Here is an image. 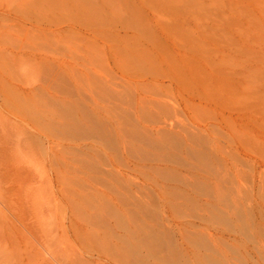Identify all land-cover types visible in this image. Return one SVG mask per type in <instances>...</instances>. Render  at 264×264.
Here are the masks:
<instances>
[{"label": "rangeland", "instance_id": "1", "mask_svg": "<svg viewBox=\"0 0 264 264\" xmlns=\"http://www.w3.org/2000/svg\"><path fill=\"white\" fill-rule=\"evenodd\" d=\"M26 1L0 0V105L20 86L36 95L38 220L22 212L18 236L6 194L0 260L100 264L85 251L106 246L124 264H264V0H49L68 4L78 34L42 23L32 41ZM116 16L136 32L111 24ZM110 29L148 30L188 82L121 69ZM161 99L176 107L169 119Z\"/></svg>", "mask_w": 264, "mask_h": 264}, {"label": "bare ground", "instance_id": "2", "mask_svg": "<svg viewBox=\"0 0 264 264\" xmlns=\"http://www.w3.org/2000/svg\"><path fill=\"white\" fill-rule=\"evenodd\" d=\"M23 5H24L23 6V9L24 10H23V12L21 11L22 14H21V17H20L21 19L20 20L22 21V23L29 24L31 26V28H28V27L27 28L26 27L24 28L23 27V29H22V31H23L22 33H23V35H24V37H25L26 40H31V41L32 40H37V36L39 35V29H40L39 26L42 23H47V24L48 23H51V24L55 25V27H56V26H59L60 23H62L63 21H65L66 23H68V25L70 27V30L67 29V32L68 33H70V31H72V29H75L76 28L73 25L78 24V23H81L80 22L81 20H78V19L76 20L75 18H73V16H72V15H74L73 13L70 14L69 7H67L68 4H65V5L62 4V5H59L58 6L57 3L51 2L49 0H30V1L27 0L26 2H24ZM17 8H19V7H17ZM109 19H112L111 20L112 21L111 24L112 23L113 24L115 23V25H116V23H119L120 25H122V27L123 26H126V27L132 26V28L131 27L130 28H131V30H134V31L137 29L136 27L138 26V25H134L133 26L132 24L129 26L128 25V22H127L129 19H126L125 17H119L118 16V18H117V16H116V18H114V17L112 18L111 17ZM144 25H145V23H144ZM133 27H135V28H133ZM112 28H114V27H112ZM123 28L125 29V27H123ZM147 28H148L149 32L152 31V29H151L150 26L147 27ZM110 30H107L108 33H106V34H108L109 38L110 39H116V40L119 41V43L121 42L118 46H116V50H117L116 51V57L117 58L122 57L123 59L126 60V63L124 62L125 65L124 64L121 65V67H123L121 69L127 70L128 72L134 73L135 75L136 74L142 75L147 80L149 78L150 79L152 78L153 80H155V79L156 80H159V79H168L170 82L173 81V83H177V84H181L182 82L184 84V82L187 81V80H185V78H184L183 75L178 74L176 67H171L170 66L171 64L170 63L168 64L166 62V60L164 59V57L162 55L164 53V49L163 50L162 49H158V48H156L155 45L152 44V42H151V40H152L151 39V36L152 35H149L148 30H142V31L145 32L144 34H139L137 32L138 33V36L137 35H133V34L128 35V33H126L125 31H124L125 33H123L121 35V34H119L118 31H115L113 29H110ZM77 31H80V29H77ZM72 32H74V31H72ZM75 33L78 34L77 32H74V34ZM51 34L53 35V37L58 36V38H55V41L56 42H59V39H60L59 33H55L54 31H51ZM65 34H66V31H65ZM65 34H63V35H65ZM69 36H70V34H69ZM153 36H155V35H153ZM161 36L162 35H160V37ZM66 37H67V35H66ZM140 38L145 39L146 41H144L142 39L143 42H145V43L138 42V40ZM164 38H165V41H169L167 37H164ZM170 44L173 45L172 43H170ZM173 46H175V45H173ZM167 48H165V49L166 50H170V51L173 50L172 49L173 47H171V49H167ZM174 51L175 50H173V52ZM165 53L168 54L167 51ZM174 53H176V52H174ZM105 54H107V53H105ZM166 57H168V56H166ZM105 58H106V55H105ZM171 58H173V57H171ZM168 60L170 61L171 59H168ZM119 65H120V63H119ZM30 66H31V64H30ZM34 68L35 67H33V69ZM30 69H32V68L30 67ZM190 79H191V76H190ZM192 79H193V77H192ZM174 81H176V82H174ZM179 81L181 83H179ZM161 86H162V87H160L161 89L165 87L163 85H161ZM168 87H170V86H168ZM20 89H21V86H20V88L17 87L15 89V91H14L15 94L12 97V100H9V99L6 98L3 101V106L0 105V137H1V142H0V187L3 186V185H7V188H8V190H5V191H3V189L1 190V188H0V216H4V213H5L4 211H6V214L10 213L7 210L8 209L7 207L9 205L7 206V204L5 202V198H6V194H8V192L11 191V194L10 195L13 196V199H12L13 202H14L13 205L16 208V210L19 212L18 215H16V216L14 215L13 216L15 223L18 225L17 226L18 227L17 229L19 231L18 232V234H19L18 236L21 235L20 234L21 229H22V227H24L23 224H22V219H23L22 218V215H21L22 212H24L25 210H28L29 209L31 211V213H32V215H31L32 216V219H33L32 223H36L37 220H38L37 219V213H38L37 212V209H38L39 194H40L39 193V170H38V168H39V162H38V152H39V149H40V146H41V140L43 139L42 137H44L43 134H42L44 132L43 131L44 129L42 130L43 131L42 132L41 131V124H40V122H41L40 121V119H41L40 118L41 117V111L38 108L37 99L35 97L36 95L34 96V98L33 97L32 98H27L28 96L25 95V92L23 90H20ZM173 90H175V89H173ZM171 91H172V89H171ZM167 92H168V90L164 92L165 95H167ZM201 93H199V94H201ZM154 102H157L159 104V107H160L159 109L161 111V112L160 111L159 112L162 113L160 117H168V119H169V116H164V115H166L167 113H169V109L168 108L172 107V104H171V106H168V103L166 101H163L162 99L160 101L158 100V101H154ZM169 104H170V101H169ZM175 109H176V107L173 108L174 111H175ZM170 111H171V109H170ZM116 114H118V113H116ZM173 115H175V114H173ZM52 116H50V117H52ZM161 119H163V118H161ZM163 121H165V120H163ZM55 123H56V121H55ZM53 124L54 123L51 122L50 119H49V122H48L47 126H48V128L50 130V131H48L49 132L48 134H50V135H46L47 138H48V136H50L47 139V141L49 143L52 142L51 141L52 132H55L56 131V130L53 131L54 130ZM58 124H60V123L58 122ZM60 126H61L60 128L63 129L62 126H64V125L63 124L62 125L60 124ZM68 126H70V125H68ZM58 129H59V127H58ZM75 129H79V128H75ZM91 129H93V128H91ZM60 130L61 129H59V131ZM94 130L97 131V129H95V128H94ZM98 130H99V128H98ZM79 132H80V130H79ZM79 132L77 131V133H79ZM80 133H84V132L81 131ZM98 133L101 134V131L98 132ZM70 135H72V133ZM75 135H77V134H75ZM52 138H54V137H52ZM51 147H50V149H52ZM10 210H12V209H10ZM16 210H14V212L13 211L12 212L14 214H16L15 213ZM7 211H8V213H7ZM6 214H5V217H6ZM6 218H8V217H6ZM9 220H10V217H9ZM5 221H7V220H5ZM30 222H31V220H30ZM3 223L4 222L2 221V224ZM14 226H15V224H13V227ZM7 228H9V227H7ZM25 228L28 229L27 226ZM4 232H5V229H4ZM11 232H12V229H11ZM13 233L15 234L16 232L13 231ZM13 233L12 234L6 233L7 234V237H8V234L10 236L11 235L13 236ZM1 235L3 236V233H1ZM16 235H17V233H16ZM32 235H34V234H32ZM11 241H13V240H11ZM14 241H15V239H14ZM0 243H2V242H0ZM19 243H20V241H19ZM97 243H98V241H97ZM16 244H18V242ZM2 245H5V244H2ZM92 245H94V243ZM87 246H90V245H87ZM101 247H102V245L101 246L99 245V248H101ZM82 248H83V246H82ZM104 248H102V249H104ZM15 249H14V251H15ZM102 249H101V251H102ZM12 250L13 249H11V251ZM101 251L99 252V250H98V252H97V251L92 250L93 253L92 252H89V251H85V252H88L92 257H95L96 261H98V262L95 261L96 263H99L100 262V264L101 263L102 264H124V260L121 259L123 256L122 257L120 255H116L115 256V255H113V253L111 255L110 254L111 251L108 252L106 250H105V254H104V252L102 251L103 252L102 253ZM41 252H43V251H41ZM106 252H108L109 254L108 253L106 254ZM88 253H87V256H88ZM122 253L124 254V252H122ZM133 255L134 254H131L130 256H133ZM5 256H3L2 259L0 260V264H21V262H23V261H21V259L20 260L18 259L19 262L16 259L17 257H20L21 255L20 256L18 255L15 258L14 257H11V256H10L11 258H7ZM137 258H140V257L138 256ZM137 258H135V259H137ZM140 259H138V260H140ZM13 260H15V261H13ZM82 260H83V258H82ZM82 260H81V262H82ZM144 262H145V260H144ZM131 263L129 262V264H131ZM22 264H24V263H22ZM45 264H46V262H45ZM49 264H50V262H49ZM51 264H52V262H51Z\"/></svg>", "mask_w": 264, "mask_h": 264}]
</instances>
